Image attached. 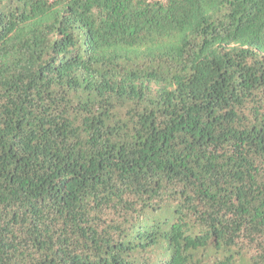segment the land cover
Masks as SVG:
<instances>
[{
	"label": "trees",
	"instance_id": "obj_1",
	"mask_svg": "<svg viewBox=\"0 0 264 264\" xmlns=\"http://www.w3.org/2000/svg\"><path fill=\"white\" fill-rule=\"evenodd\" d=\"M0 264H264V0H0Z\"/></svg>",
	"mask_w": 264,
	"mask_h": 264
}]
</instances>
